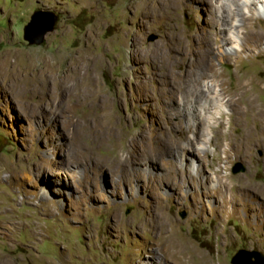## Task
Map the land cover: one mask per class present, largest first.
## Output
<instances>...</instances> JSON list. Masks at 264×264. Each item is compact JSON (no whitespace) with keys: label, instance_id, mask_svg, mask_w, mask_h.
Listing matches in <instances>:
<instances>
[{"label":"rangeland","instance_id":"obj_1","mask_svg":"<svg viewBox=\"0 0 264 264\" xmlns=\"http://www.w3.org/2000/svg\"><path fill=\"white\" fill-rule=\"evenodd\" d=\"M143 5L158 11L144 17ZM253 7L244 9L250 36L264 33V11ZM211 9L199 0H0V259L178 264L169 234L194 263L191 249L213 264H235L241 250L251 261L264 255V39L239 51L245 30L225 41ZM35 11L57 16L38 45L23 38ZM172 34L182 40L175 80L159 78L153 59L169 61ZM198 71V86L208 83L224 100L203 122L188 111L182 123L166 121L164 102L186 100L188 90L176 88ZM133 134L138 142L116 162ZM185 142L207 148L200 160L211 181L179 185L183 172L170 171L178 163L165 149ZM238 164L243 171L233 172ZM211 184L219 194H208Z\"/></svg>","mask_w":264,"mask_h":264},{"label":"bare ground","instance_id":"obj_2","mask_svg":"<svg viewBox=\"0 0 264 264\" xmlns=\"http://www.w3.org/2000/svg\"><path fill=\"white\" fill-rule=\"evenodd\" d=\"M213 0H199L200 3L202 4H208V6L212 5V21L214 22L213 25H215V27L218 25L217 30L215 32V34L221 36L225 41H229L232 39V36L236 33H239L240 29H244L243 33L246 32V36L248 37V42H243L240 45V50H254L256 49L262 42V40L264 39L263 36V32L262 31H258L256 30V28H253L254 30L251 29V33H252V38H254L253 40V44H250L251 36H250V31H247V29H245L246 24L250 23V21H253V17L249 14H247L244 9L247 7L248 9H250L252 6H254V11L261 13L260 8L264 9V0H220L219 4L213 5L212 3ZM215 2V1H214ZM212 3V4H211ZM215 4V3H214ZM158 10L149 6V5H143L141 8V12L143 13L144 17H149L153 14H155ZM214 15V16H213ZM260 15V14H259ZM261 17V16H260ZM211 21V22H212ZM236 22V23H234ZM256 23V19L255 22ZM242 31V30H241ZM214 33V32H213ZM211 35V34H210ZM180 36V35H179ZM171 43L169 42V40L166 42V47L168 48L169 54H168V58L169 61H162V60H158L153 58L154 60H156L157 62H159L160 64V74H158L159 78H166V77H172L173 80L178 79L177 77V73L175 72V66L177 63V56L176 53L173 52L174 50H178L181 51V47H182V40L180 39V37H177L175 35H171ZM200 40V39H199ZM203 41V40H202ZM184 43H186L184 41ZM200 43V41H199ZM197 44V43H196ZM188 46V45H187ZM190 46V45H189ZM192 46V45H191ZM205 47V46H204ZM213 47V46H212ZM177 48V49H176ZM211 49V48H210ZM227 49V48H226ZM229 50V49H227ZM231 51V50H230ZM211 53V52H210ZM213 53V52H212ZM227 53V52H226ZM179 54V53H178ZM203 55V54H201ZM207 55V54H206ZM235 55V57H237L238 55V50H236V48L234 47L232 49V56ZM196 56V55H195ZM231 56V55H230ZM148 57V54L142 56V59H146ZM199 57V56H198ZM208 57V56H206ZM167 58V57H166ZM184 58V57H183ZM150 59V57H149ZM193 59V58H192ZM197 59V58H196ZM195 59V60H196ZM209 59V58H208ZM207 60V59H206ZM150 61V60H149ZM198 61V60H197ZM204 61V58L200 59L199 62L201 65L200 67L202 68V66H205L204 68H206L207 64ZM151 62V61H150ZM197 63V62H196ZM150 64V63H149ZM186 64V63H185ZM156 65V64H155ZM197 65V64H196ZM150 66V65H149ZM180 66V65H179ZM181 67V66H180ZM138 68V67H137ZM178 68V67H177ZM182 68V67H181ZM150 70V69H149ZM151 71V70H150ZM180 71V70H179ZM184 71V70H183ZM158 73V72H157ZM196 76L193 77V75L186 78L181 85L178 84L177 82V92H182L183 90H188L187 91V98L186 100H183L178 102L177 99L174 101H166L164 102V106L161 108V112L160 115L163 117L165 116V120L166 121H171L174 119V117L176 118L175 122H181L182 123V119L181 117V112H185L188 111L191 114V117L193 118V114H196L198 116V118L200 119V121L203 122L202 119V115L205 114L209 108L212 107V105H215L217 101L221 102L222 100H224V98L221 95V91L219 90V92L213 93L211 91H209V87L210 85H208V83H203L202 85L198 86V84L200 83V79L201 77H203L204 73H201L200 71H198V74H195ZM212 75V74H211ZM205 77V76H204ZM156 78V77H155ZM158 79V78H157ZM171 79V78H170ZM149 80V79H148ZM153 80V79H152ZM160 81V80H159ZM165 83V82H164ZM175 83V82H174ZM160 84V83H159ZM172 84V83H171ZM211 84V83H210ZM164 87V86H163ZM166 87V86H165ZM161 88V86H160ZM188 88V89H187ZM143 89V88H142ZM156 89V88H155ZM169 89V87H168ZM172 89V88H171ZM175 89V90H176ZM218 90V89H217ZM147 91V90H145ZM161 91V90H160ZM164 91V90H163ZM166 91V90H165ZM169 91V90H168ZM155 92V91H154ZM145 93V92H144ZM149 94V93H148ZM168 94V92H167ZM175 94L174 92H170V96L173 97V95ZM147 95V94H146ZM157 95V94H156ZM178 95V94H177ZM145 96V95H143ZM153 96V95H152ZM154 97V96H153ZM152 97V98H153ZM169 97V96H167ZM200 98L203 99V97H205L204 100H201L199 102L196 103V98ZM151 99V97H150ZM166 100V99H165ZM169 100V98H168ZM172 100V99H171ZM246 101V100H245ZM253 101V100H252ZM174 102V103H173ZM228 104L230 106H234V103H232V101L227 100ZM250 102V101H249ZM246 103V102H245ZM163 104V103H162ZM161 106V105H160ZM242 106V105H241ZM236 107V106H234ZM255 105L253 104V102H250L248 105V110L254 109ZM258 107V106H257ZM247 108V107H246ZM244 110V109H242ZM247 110V111H248ZM235 111V110H234ZM240 112V111H239ZM249 113V112H248ZM254 113V112H253ZM257 113V111H256ZM255 114V113H254ZM232 115V114H231ZM234 115V114H233ZM262 116V115H261ZM189 117V116H188ZM157 119L159 120V117H157ZM251 119V118H250ZM254 121V120H253ZM258 121V120H256ZM263 121V120H262ZM264 122V121H263ZM168 123V122H167ZM219 123V122H218ZM176 124V123H175ZM191 124V122H190ZM199 124H201V122H199ZM169 125V124H168ZM173 125V124H172ZM178 125V124H177ZM174 126V125H173ZM179 126V125H178ZM178 129V128H177ZM199 129V128H196ZM249 129V128H248ZM163 131L165 129H162ZM170 130V129H169ZM200 130V129H199ZM202 133H203V127L201 128ZM200 130V133H201ZM262 131H264V127L261 128ZM166 132H168V130H165ZM172 132V131H171ZM192 133V132H191ZM189 134V133H188ZM251 134V133H249ZM264 134V133H263ZM261 135V134H260ZM140 136L142 137V139H147V134L144 131L140 132ZM198 136V135H197ZM244 136V135H243ZM246 136V135H245ZM251 135H249L250 137ZM175 137V136H174ZM242 137V136H241ZM263 137V136H261ZM156 138V136H152L150 135L148 137V140H150L152 142V139ZM230 138V137H229ZM157 139V138H156ZM180 140V138H178ZM186 139V138H185ZM220 139V138H219ZM137 138V134L136 135H129L126 141V145H125V150L123 151V153L126 152L125 155H121L122 157L115 159L116 162L122 163L125 158H127L128 155H130L129 153V147L131 146V144H135L138 141ZM141 141V140H140ZM189 141V140H187ZM192 141V140H191ZM182 142V141H181ZM205 142H209L208 140ZM187 143V142H185ZM221 143V142H220ZM236 143V142H235ZM241 143V142H240ZM165 146H167L169 143H164ZM195 143H193L194 145ZM197 144V143H196ZM217 144V143H216ZM222 144V143H221ZM192 143H187V145H175L172 146L171 148L168 147L165 150L167 151V153H169L170 155H173L176 157L177 163L178 165L174 168H172L170 171L173 172L174 174L176 173H182L183 174V182L180 183L179 185L182 186L185 183V179L186 180H198L200 182H207V180L211 181L212 178H210V176L206 177L203 175L205 172L204 170V166L203 163H201L200 159L201 158V154L206 155L207 152V148H204L202 151L201 150H197V147H193ZM229 145V144H228ZM239 145V144H238ZM136 146V145H135ZM139 146V145H138ZM164 146V147H165ZM224 147V146H223ZM170 148V149H169ZM216 148V147H215ZM222 149V148H221ZM133 151V150H132ZM131 152V151H130ZM224 152V151H223ZM133 153V152H132ZM122 154V153H121ZM208 154V153H207ZM156 155H158V153H156ZM159 156V155H158ZM135 156H133L134 158ZM152 157V156H151ZM218 157V156H217ZM147 158V157H144ZM149 158V157H148ZM157 156H154L153 159H150L151 161H153L154 163H157L159 158L156 159ZM131 159V158H130ZM214 159V158H213ZM136 160V159H135ZM217 160V159H216ZM200 161V162H199ZM217 163V162H216ZM196 164V167L194 168V165ZM209 164V163H208ZM206 165V164H205ZM210 166V165H209ZM209 166L208 169H209ZM220 167V166H219ZM113 170V169H112ZM182 171V172H181ZM171 173L169 172V175ZM217 174V173H216ZM217 176V175H216ZM212 177V176H211ZM218 177V176H217ZM218 180V178H216ZM223 179V178H222ZM215 181V180H214ZM220 182V180H218ZM218 183V182H217ZM222 183V182H221ZM224 183V182H223ZM216 185V184H215ZM215 185L211 184L208 186V194H219L218 192V187H216ZM220 190V189H219ZM222 190V189H221ZM247 191V190H245ZM219 196V195H218ZM220 197V196H219ZM221 198V197H220ZM225 198V197H223ZM232 198V197H231ZM221 202V201H220ZM224 203H227V200H224ZM224 204V205H225ZM221 205V203H220ZM227 207V206H226ZM233 207V206H232ZM224 208V207H223ZM222 208V209H223ZM230 208V207H229ZM245 208V207H243ZM225 209V208H224ZM221 210V208L219 209ZM234 210V209H233ZM232 210V211H233ZM235 211V210H234ZM163 225V224H162ZM173 228L170 230V233H172ZM168 240V242L170 243V247L168 250H172V253H169L171 256L172 255H178L177 256V260H178V264H213L212 262L208 261L205 259V256L202 255L201 253L198 252V250H193L191 249L189 252L194 254L195 256H197L199 258V262L194 263V261L192 260L193 257L191 255H187L186 249L189 247L188 245H185L184 243H179L176 242L172 236L169 234V236L166 237ZM188 243V242H187ZM0 264H8L7 262L3 261L2 259H0ZM161 264V263H160Z\"/></svg>","mask_w":264,"mask_h":264},{"label":"water","instance_id":"obj_3","mask_svg":"<svg viewBox=\"0 0 264 264\" xmlns=\"http://www.w3.org/2000/svg\"><path fill=\"white\" fill-rule=\"evenodd\" d=\"M57 16L49 11H35L29 22L23 27V38L29 44L38 45L41 44L45 34L53 29ZM233 172L243 171V167L238 164L233 167ZM255 261L250 260L251 253L243 250L239 251L233 259L232 263L235 264H264V255L260 253H254ZM243 257V260H241ZM244 257L247 259L245 260Z\"/></svg>","mask_w":264,"mask_h":264},{"label":"clouds","instance_id":"obj_4","mask_svg":"<svg viewBox=\"0 0 264 264\" xmlns=\"http://www.w3.org/2000/svg\"><path fill=\"white\" fill-rule=\"evenodd\" d=\"M260 11H264V9L263 8H260Z\"/></svg>","mask_w":264,"mask_h":264}]
</instances>
